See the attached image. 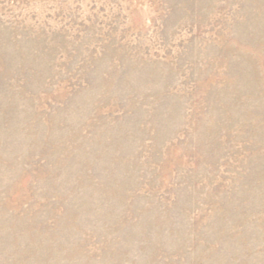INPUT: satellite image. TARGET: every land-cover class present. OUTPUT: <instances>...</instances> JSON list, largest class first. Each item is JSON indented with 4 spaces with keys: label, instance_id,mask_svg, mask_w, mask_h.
I'll list each match as a JSON object with an SVG mask.
<instances>
[{
    "label": "rangeland",
    "instance_id": "rangeland-1",
    "mask_svg": "<svg viewBox=\"0 0 264 264\" xmlns=\"http://www.w3.org/2000/svg\"><path fill=\"white\" fill-rule=\"evenodd\" d=\"M264 0H0V264H264Z\"/></svg>",
    "mask_w": 264,
    "mask_h": 264
},
{
    "label": "bare ground",
    "instance_id": "bare-ground-1",
    "mask_svg": "<svg viewBox=\"0 0 264 264\" xmlns=\"http://www.w3.org/2000/svg\"><path fill=\"white\" fill-rule=\"evenodd\" d=\"M264 127V126H263Z\"/></svg>",
    "mask_w": 264,
    "mask_h": 264
}]
</instances>
